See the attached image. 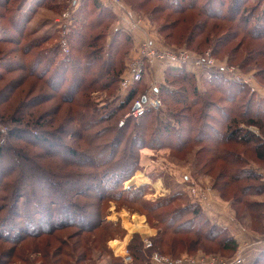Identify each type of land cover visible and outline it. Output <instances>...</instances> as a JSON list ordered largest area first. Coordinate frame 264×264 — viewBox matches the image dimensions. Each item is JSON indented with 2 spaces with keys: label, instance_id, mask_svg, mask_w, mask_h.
Here are the masks:
<instances>
[{
  "label": "rangeland",
  "instance_id": "rangeland-1",
  "mask_svg": "<svg viewBox=\"0 0 264 264\" xmlns=\"http://www.w3.org/2000/svg\"><path fill=\"white\" fill-rule=\"evenodd\" d=\"M9 1L10 4L5 7L0 5V12L3 13L0 24L13 29L11 18L20 0ZM178 1L179 4H170L169 0H121L118 4L112 0H100L102 3L107 2L109 9L114 12V16L101 21L98 18H103V14L95 9V0H40L36 6L33 3L35 9L32 20L26 25V31L30 30L31 33L21 35L20 32L19 35L17 31L11 33L14 31L11 29V36L19 40L17 44L0 43V50H5L0 52V71L4 72V68L8 67L7 61L14 66L4 72L0 80V93L3 91L0 94V220L8 217L15 203L23 209L18 208L15 215L12 214L13 219L18 225L22 224V219L26 221L20 232L16 231L7 238L0 237V261H10L7 264H168L170 260L181 259L199 264H222L239 256L246 258L247 255L245 241H239L234 252L224 248V238L228 234L232 235L230 228L234 230L233 227L237 226L238 232L250 234L253 237L250 242L260 239L264 233V217L259 211L264 209V175L259 181L242 177L236 180L234 173L235 168L240 167L253 168L259 172L264 170V158L261 159L253 151L254 140L250 143L239 140L222 144L217 139L206 141V136V140L197 139L201 138L198 131L203 120L199 116L205 107L203 96L209 95V102H219L216 107H210L211 114L217 116L222 113L221 109L230 110L232 107L246 108L250 110L249 114H255L258 110L254 106L249 107L248 99L254 95L255 102V98L264 97V35L260 39L246 35L238 19L242 17L240 14L230 20L231 0H225L222 13L217 11L220 17L209 16L196 8L186 9V0ZM256 1L249 0L246 5L251 7ZM262 4L264 7V0ZM66 12L70 17L63 16ZM74 17L76 23H69L67 19ZM87 21L91 25L84 29ZM201 24L204 27L197 29ZM50 27L55 34L54 39L43 47H52L58 37H64L63 33L67 36V43L61 48L62 54L54 60V65L48 63L50 55H41L42 47L28 44ZM232 27L231 36L222 37ZM116 28L131 36L136 30L144 34L139 43L133 37L131 47L129 42L122 41L117 52H111L117 69L124 68V72L113 81L104 75L102 63L108 56L105 54L108 46L106 40L111 39ZM79 29L84 34L102 32L96 44L99 48H105V52L101 59L94 62L90 72L94 78L103 76V79L98 80V86L91 84L88 92L82 88L74 96L75 71L71 66L67 72L63 67L57 68V61L64 58L65 54L73 53L70 41L74 39V31ZM148 43L160 54L164 50L171 53L187 51L212 58L221 67H233L237 77L235 80L240 82L237 84L242 83L248 90L246 94H241L233 88L232 92L238 93H235L234 100H229V91H223L222 87L219 88L208 79L219 71L224 79L230 80L222 68L190 70L195 73L194 80H178L171 86L166 80L169 76L167 70L170 69L168 63L159 57L154 60H151V56L145 57ZM74 48L73 56L86 61L87 57L82 51ZM88 50L93 51L89 47ZM99 53L96 50L95 54ZM37 58H40L38 67L34 65ZM137 63L142 64L144 73L137 83L139 99L135 98L137 100L133 106L132 100L127 101V96L137 84L125 87L122 80L133 72ZM14 78L16 85L11 90L7 89L5 86L13 82ZM166 86L169 90L167 93ZM142 92L146 97H141ZM146 98L149 102L152 98L159 100L157 108L153 107L152 102L148 108L160 111L159 116L153 120L150 131L145 135L151 142L142 145V139L138 140L141 144H136L138 147L134 154L138 167L124 178L121 185L123 191L143 188L144 193L136 199L137 195L129 197L125 190L120 199H114L120 190V187L115 188L114 183L118 182V175L122 171L107 169L106 165L101 164L109 156V152L103 149L108 142L113 144L115 125L122 127L129 119L136 126L140 116L134 117L127 113L133 111L138 100L145 101ZM194 98L199 102L193 103ZM31 101L32 108H20L23 102ZM122 101L127 102L114 118H103L107 117L106 113L110 112L112 105L117 106ZM170 109L172 112H169ZM17 110L15 115L9 114ZM23 110L28 114L35 112L40 118L27 122L26 118L30 116L27 115L18 121V118H22L20 111L22 113ZM165 120H169L174 133L155 130L159 125L164 126ZM259 121V126L243 124L242 128L243 132L252 130L264 141V117L259 118ZM108 126L112 128L106 130ZM182 127L183 131L175 134ZM205 132L210 130L206 129ZM154 137L158 139L153 141ZM157 142L159 144H155ZM125 144L126 140L123 139L120 154L122 151L124 153ZM234 150H237L239 160L232 157ZM21 173L25 174L20 182L24 189L18 192L21 199L18 197V201L13 202L12 192ZM92 173L96 177L91 178ZM245 186H248L249 191L244 192ZM107 191L111 198L106 195L102 199L101 195ZM173 195L180 197V200L151 209L157 201ZM188 203L200 206L203 217L210 220L211 224L206 225L205 230L216 224L215 227L224 229L227 235L221 232L216 239H211L194 233H173L167 228L169 226L165 220H159L163 219L164 211L182 208ZM61 204L71 206L77 216L65 213L71 208L61 209ZM27 210L32 220L25 218ZM41 212L49 217L50 227L39 219ZM101 214L103 219L100 220ZM58 215L66 220L71 216L75 223L58 226ZM78 219L88 225L91 231L79 226ZM5 222L1 220L0 224ZM82 236L90 239L85 250ZM9 253H13L11 259ZM57 254L62 256L61 262L50 258Z\"/></svg>",
  "mask_w": 264,
  "mask_h": 264
},
{
  "label": "trees",
  "instance_id": "trees-1",
  "mask_svg": "<svg viewBox=\"0 0 264 264\" xmlns=\"http://www.w3.org/2000/svg\"><path fill=\"white\" fill-rule=\"evenodd\" d=\"M96 3V8L95 9H99V13L102 15L103 14V18L102 16H100L98 18V20L105 19L107 20L109 17L114 16V12L112 10L109 9L108 4H106L105 2H100V0H95ZM196 1V2H195ZM249 0H231V14L228 15L230 20H234L235 18L238 17V15L240 14L242 17H238V19L241 21V26H242V30L246 35H249L250 38L253 39H260L263 37L264 35V7L262 4V0H257L255 4H252L251 7H248L246 5V3ZM10 1L9 0H3V2H0V5L2 7H5L7 5H9ZM40 2V0H20L19 4L17 5V7L14 10V13L12 15L11 18V22L13 23V29L12 28H8L6 27L4 24H0L1 28H0V43H13L15 42V44H17V39H15L13 36H11L10 31L11 29L15 32L17 31L18 34L20 32L21 35L23 33H27L30 34V30L27 32L26 31V25L28 23L31 22L32 20V13L35 9V7H33V3H35V6L38 5ZM180 1L178 0H169L170 4L176 3L179 4ZM198 2V3H197ZM200 2V3H199ZM226 4L225 0H192L190 2H188L187 0L185 1V8H196L198 9L200 12L205 13L209 16H218L220 17V15H217V11L219 13L223 12V6ZM86 9H84L85 12ZM184 11V10H183ZM0 17H3V13L0 12ZM74 19V20H73ZM75 17L72 18L70 20L69 23H73L75 24ZM98 23V22H97ZM198 23V22H197ZM91 24L87 23L84 25V29H86L88 26H90ZM197 25V24H196ZM204 27V24H201L197 29H202ZM9 29V30H8ZM49 30L45 33H43L41 36L37 37V39H34L32 41H30V43H28L30 46H35V47H42V50L40 51L41 55L42 54H47L50 55L49 56V62H52V65L55 64V59L59 57V54H62V49L64 48V46L67 43L66 40V35L63 33L64 37H58V41L52 44V47L45 48L43 47V45L47 42H50L51 40L54 39L55 34L53 33L52 27L48 28ZM71 29V27H70ZM234 27H232L231 31L226 32L222 37L227 38L228 36H231V33L233 31ZM25 30V31H24ZM37 30H39V28H37ZM61 33V32H60ZM59 33V34H60ZM97 33L96 35H92V34H84L83 32H81V30H75L74 34L72 35L74 37L73 40L70 41V43L72 44V49H73V53L75 52V48L76 47V51H82V54H84L87 57L86 61H83V58L81 57H77V56H73V53L71 54L70 52L65 54L64 58L61 57V59L57 64V68H61L63 67L64 70H66V72L71 69V67L74 69L75 71V76H74V89L76 90L74 92V96L77 95L79 92H81L82 88L84 92H88L89 86H91V84H94L95 86L99 85L100 82H98V80L101 81V79H103L101 77L98 78H94V75H92V73L90 72L91 69H93V65H95V61L98 60L99 58L101 59V55L105 52V48H103L102 46L99 48L97 47V41H98V36L101 34ZM19 34V35H20ZM62 34V33H61ZM70 35V36H71ZM100 37V36H99ZM133 36H131L129 33H126L125 31L120 30V28H116V32L115 34H113V36L111 37V39H107L106 43H108L107 45V50L105 52V54L107 53V57L104 59V63H102V70L105 71L104 75H108V79L109 80H117L118 76H120V74L123 71V67L121 69H117L118 66L116 65V63L113 61V58L111 56V52H117L118 47L121 45L122 41H126L130 43V47L132 46V39ZM124 39V40H122ZM263 38H262V42H263ZM13 41V42H12ZM121 41V42H120ZM119 44V45H118ZM89 48H92V50H88ZM62 48V49H61ZM99 48V49H98ZM101 48H103V50H101ZM48 49V50H47ZM80 49V50H79ZM96 50H99L100 53L97 55ZM131 51V50H130ZM261 51V49L259 50ZM0 52H5L4 49H1ZM72 52V50H71ZM109 53V54H108ZM261 53V52H260ZM114 54V53H113ZM40 55V56H41ZM97 55V56H96ZM110 57V59H109ZM107 59H109L107 61ZM35 66L38 67L39 65V61L40 58H37L35 60ZM7 68H4L5 71L7 72L12 66L10 61H7ZM169 65V64H167ZM71 66V67H70ZM170 69L167 70V73L169 74V76L166 78L167 83L170 84L172 86V84H174V82L178 81V80H182V81H190V79L194 80L195 73L190 71L192 70L191 68L194 67V70H201L203 68L201 67H197V66H193V65H188V66H176V65H169ZM189 66H193L190 67ZM3 69V70H4ZM214 70H217V68H213ZM2 70V71H3ZM4 72L0 71V80L3 79L2 77L5 75ZM124 72V71H123ZM214 72V71H212ZM86 75H90V76H86ZM102 75V74H101ZM65 79V78H64ZM209 82L212 81V83L216 84L217 86H219V88H221L223 91H229L227 97L229 98V100H234L235 98V93L241 92V94H246V91L248 90L242 83L237 82L236 80L232 79L229 77L230 80L224 79L223 76L221 75V73L218 71L216 73L212 74V77L210 75V77L208 78ZM65 81V80H64ZM141 81V80H140ZM173 81V82H172ZM229 82V84H226V82ZM139 81L135 82L132 84V86H135ZM102 84V82H101ZM14 85H16V80L15 78L13 79V82L10 81L5 87H8L7 89L11 90ZM104 87L108 88V86L104 83L102 84ZM106 85V86H105ZM228 85V86H225ZM94 86V87H95ZM131 86V87H132ZM138 84L134 87L130 89L129 95L127 96V101H131L133 103L134 106V102L139 99L137 98V96L139 95V90H138ZM226 87V88H223ZM166 88L165 93H167L168 90V86L164 87ZM172 88V87H171ZM233 88H235V91L238 92H232ZM6 89V90H7ZM187 90V89H186ZM5 91V90H4ZM159 91H161V89H159ZM174 91V90H173ZM172 91V92H173ZM195 94L196 93V90ZM3 92V91H2ZM1 92V93H2ZM176 92V91H174ZM0 93V94H1ZM145 95V93L142 92L141 97H143ZM254 96V95H253ZM251 97L248 99V105L249 107L254 106L257 110L255 112V114H249L250 110H246V108L241 109L239 107H235V108H231L230 110H222V113L217 116L215 114H211L210 112V107H216L218 105L219 102L214 101V100H210L211 102H209L210 96H203V103L204 106L203 107V111L202 114L199 116L200 120H202V122L200 123V127H199V131L198 134L201 136L200 139H197V141H203L206 140L204 136H206L208 138V140L206 141H212L217 139L218 141H220V143L222 144H228V143H235L239 140L245 141V143H250L253 142L254 140V149L253 151H255L256 155L258 157H260L261 159L264 158V141L261 140L256 134L252 133V130H249L247 132H243V128L242 125L243 124H248V125H254V126H259L261 124V121H259V118L262 119L264 117V97L263 98H255V102H254V97ZM137 98V99H135ZM177 101H179L178 99H176ZM1 101H5L6 100H1ZM127 101H122L120 102L117 106L112 105V109L110 110V112H107L106 116L107 117H103L104 119H107L109 117H115L117 115V112H119L121 109L124 108L125 106V102ZM193 103H198L199 100H197L196 98H194ZM3 102V103H5ZM30 103L31 102H26V103H22L23 105L20 108H32L30 107ZM132 106V107H133ZM13 112V111H12ZM9 113V114H16L18 112V110L15 113ZM160 112V111H159ZM156 110H152V108L148 109L142 116H140L138 119V122H136V126L133 124H131V122L128 121L126 123L123 124L124 126L122 127H117L116 125L114 126L113 130L116 131L115 132V138L113 139V144H111V142H108L103 149L104 152H109V156H107V158H105V160L103 161V163H101L102 165H106L107 169L108 168H112L115 170L121 169L122 173L121 175H118V177L120 178L118 180L117 183L115 185V188L120 187V190H118L119 192L117 194H115V197H113L114 199H120L121 194L127 190L123 188H121L122 182L124 181L125 177H128L134 168L138 167V164H136L137 159L135 158V150L136 147H138L136 144H141L138 143V140L142 139V145L150 140H147L145 135H147L148 131H150L149 129L151 128V125H153L154 123V119H158L157 116L158 113ZM169 112H172V110L170 109ZM200 111H194V113H199ZM7 114V113H4ZM20 115L22 118H18V121H22L24 119V117H26L27 115H30L29 118H26L27 122L29 121H37L40 117H37L35 115V112H30V114H28V112H26L25 110H23V112L21 113L20 111ZM207 117V118H206ZM44 118V117H42ZM102 118V117H101ZM186 118V117H185ZM198 118V119H199ZM258 118V119H256ZM73 119V118H72ZM131 119H134L133 117ZM181 119V118H179ZM209 120H212V122H210ZM73 121H75V118L73 119ZM50 123V121H44ZM165 124H163L164 126L159 125L160 127L155 129L156 131L160 132L162 130H166L170 133H174V130L171 127V124L169 123V120H165L164 121ZM134 126V127H132ZM158 127V126H157ZM203 127H205L206 129H209L210 132H205L206 129H203ZM112 127L108 126V128L106 130H110ZM71 130V128H69ZM178 131H176L175 134H180L181 130L183 131V127L181 129H177ZM191 130V129H190ZM243 132V134H242ZM169 134V133H167ZM125 137V138H124ZM125 139L126 140V144H125V148H124V153L123 151L121 152V154L119 153V148H120V144L122 142V140ZM153 139V138H152ZM157 137H154L153 141L157 140ZM187 140L188 139H185ZM151 142V141H150ZM155 144H159L158 142ZM145 146V145H144ZM233 150V149H232ZM235 151V156L233 155L232 157L235 160H239V154L237 153V150ZM222 152V151H221ZM220 152V153H221ZM99 154H97L98 156ZM20 165V164H19ZM100 165V164H99ZM22 168V167H21ZM23 169V168H22ZM10 170V169H9ZM21 171V170H20ZM235 173V177L236 180L239 179V177L242 178H252L255 181H259V179H261L263 176V174L261 172H259L258 170L256 171L255 169L251 168V169H243V168H235L234 170ZM27 174V171H26ZM24 173H21V176H18L19 180H18V184L14 186V190H13V194H12V201L13 202H17L18 201V197H20L21 199V195L18 192H21L22 189H24L22 187V184L20 183L22 178H24ZM92 175L91 178L96 177L95 173L90 174ZM3 177V176H2ZM98 178V176H97ZM2 179V178H1ZM0 179V180H1ZM107 179H109V177H107ZM235 179V178H234ZM112 180V179H111ZM110 180V181H111ZM114 181V180H113ZM112 182V181H111ZM50 183V182H49ZM118 184V185H117ZM145 187V186H143ZM246 188V189H245ZM261 188H262V184H261ZM253 188H250V190H252ZM243 190H246L244 192L249 191L248 190V186H245L243 188ZM17 192V193H16ZM127 193H129V197H133L136 196V199H139L140 194L144 193V189L140 188V189H129L126 191ZM109 194V191L105 192V194L101 195L102 199L106 198V195ZM111 198V195H108ZM175 200H180V197H176V195H173L171 197L168 198H163L160 201H157V203H155L153 205V207H151V209H156L157 207H161V206H165L168 205L169 202H174ZM71 203V202H70ZM264 207V205H263ZM21 208L20 204H16L13 203V205L10 208V212L8 214V217H4L1 220H6L7 223H1L0 224V237L1 238H7L8 236H10L11 234H15L16 231L20 232L19 230L22 229V225L23 223H25L26 221L22 219V224L20 223V225H18L16 223V221L13 219L12 214L15 215V212H17L19 209ZM71 208V209H70ZM23 209V208H21ZM61 209H70L68 210V212L66 211L65 213L77 216L74 211H72V207L68 206L66 204H61ZM261 213L260 215H263L264 217V209H260L259 210ZM21 212V211H20ZM190 213V214H188ZM31 214V213H30ZM29 214L28 210L26 212V219L28 220V218H31L32 220V216ZM49 213H47L48 215ZM163 215V219L160 218L159 220H165L166 221V225H168L169 227H167L171 232L173 233H194L195 235H200L203 236L205 238H211V239H216L218 233L223 232L224 233V229L222 228H218L215 227L216 224H212L214 226H211V229L209 230H205L206 225L211 224L210 220H207L206 218L203 217V212H202V208L198 205L195 204H190L188 203L187 205H185V207H177L171 211H164L162 213ZM161 215V216H162ZM39 219L41 220V222L45 225H48L49 227L51 226V223L49 222V217H47L45 214H43L42 212L39 213ZM49 216V215H48ZM70 216V215H69ZM97 216V215H96ZM79 217V216H78ZM55 218V216L53 217ZM58 226H62L68 223H75L72 219V217L70 216L69 220H66L65 217L61 218L58 215ZM103 219V216L101 214L100 216V220ZM0 220V221H1ZM199 220H201L200 222H198ZM45 222V223H44ZM82 221L78 219L79 223L78 225L85 228V229H91L90 227H88V225L81 223ZM111 224V223H110ZM108 224H106V226H108ZM34 228H39L40 226H33ZM57 227V226H56ZM33 228V229H34ZM45 228V227H43ZM91 231V230H89ZM226 232V231H225ZM225 235H227V233H224ZM83 235V234H82ZM210 235H213L212 237H210ZM76 236V235H75ZM227 238H224L225 240H223V244H224V248L226 249H230L232 252H234L237 248H238V241L235 239V237H233L232 235L228 234L226 236ZM200 239V237H199ZM82 242L84 244V250L85 248L87 249V245H89L90 239L86 236H82ZM137 247V246H136ZM138 251V250H137ZM8 254V253H5ZM10 254V259H11V255H13V253H9ZM50 258H56V261L61 262L62 261V256L58 254L57 255H53ZM10 261L7 262H2L0 261V264H7ZM242 264H245V262H243ZM253 264H264V251L261 252L257 258L255 259V261L253 262Z\"/></svg>",
  "mask_w": 264,
  "mask_h": 264
},
{
  "label": "built area",
  "instance_id": "built-area-1",
  "mask_svg": "<svg viewBox=\"0 0 264 264\" xmlns=\"http://www.w3.org/2000/svg\"><path fill=\"white\" fill-rule=\"evenodd\" d=\"M115 3H121V0H112ZM64 17H70V14L68 12L63 14ZM66 19V18H64ZM71 20V19H67ZM146 55L145 57L151 56V60L156 59L157 57L164 59L165 62H167L169 65H176V66H188V65H193L197 67H201L203 69H213V68H222L228 77L232 79H237L235 72L233 71V67L225 65V67H221L218 65L212 58H207L204 55H193L190 52L183 51L181 53H171L169 50H164L162 54L154 50L151 46V43L146 44ZM144 69L141 63H137V65L134 67L133 72L125 76L122 80V84L125 87H129L133 83L140 81L143 77ZM146 97V95H145ZM153 100L151 102L148 101L146 98L145 101L142 99L138 100L137 102V107L133 108V111L131 113H127L128 115L132 114V116L137 117V116H142L146 110L149 108V103L153 105L154 108H157L160 105L159 100L152 98ZM148 102V105H147ZM123 123V122H122ZM244 258L239 256L238 258L236 257L234 260L230 262H224L222 264H241L244 261ZM168 264H199L197 262H184L181 259H177L175 261H168Z\"/></svg>",
  "mask_w": 264,
  "mask_h": 264
},
{
  "label": "crops",
  "instance_id": "crops-1",
  "mask_svg": "<svg viewBox=\"0 0 264 264\" xmlns=\"http://www.w3.org/2000/svg\"><path fill=\"white\" fill-rule=\"evenodd\" d=\"M105 1V0H104ZM144 32L141 30H136V32H133V37L136 40H139L138 43L141 41L142 37H143ZM193 67V66H191ZM192 70H194V68H191ZM260 172H262V174L264 175V170L261 169ZM219 217V214H218ZM234 230H232L230 228V231L232 233V235H234L235 239L239 242L241 241H245V243L247 244V255L245 254L244 258V262L245 264H253V262L255 261V259L257 258V256L264 251V233L260 236V239L258 241L255 242H250V239L253 238L250 234H248L247 232H245L244 234H242V232H238L239 228L237 226L233 227ZM234 231L237 233H234Z\"/></svg>",
  "mask_w": 264,
  "mask_h": 264
},
{
  "label": "water",
  "instance_id": "water-1",
  "mask_svg": "<svg viewBox=\"0 0 264 264\" xmlns=\"http://www.w3.org/2000/svg\"><path fill=\"white\" fill-rule=\"evenodd\" d=\"M145 100V99H144ZM138 105H136V107H137Z\"/></svg>",
  "mask_w": 264,
  "mask_h": 264
}]
</instances>
